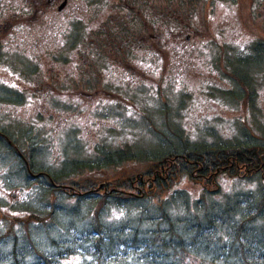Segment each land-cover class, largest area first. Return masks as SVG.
<instances>
[{
	"label": "trees",
	"instance_id": "16d2710c",
	"mask_svg": "<svg viewBox=\"0 0 264 264\" xmlns=\"http://www.w3.org/2000/svg\"><path fill=\"white\" fill-rule=\"evenodd\" d=\"M87 1L90 10L97 7L102 11L108 4V0ZM205 1H185L188 9L181 14L187 22L202 18L194 10L203 8ZM163 5L179 12L175 0H163ZM161 11L163 15L151 14L150 32L136 30L134 19L119 34L88 33L82 26V34L74 36L68 50L75 40L80 45L77 52L87 43L82 67L87 68L83 80L90 84L88 91L97 85H111L109 92L102 91L127 92H122L124 82L117 84L124 72L118 74L114 67L112 54L116 52L108 54L101 49L107 37L120 47L117 59L120 53L121 60L149 74L160 69L159 59L147 60L134 47L140 46L135 44L136 37L154 43L160 35L163 49L172 46L165 35L174 46L182 44L181 28ZM78 19L73 20L72 32ZM214 50L218 62L213 68L227 81L214 93L224 91L233 101L230 105L244 104L250 111L244 126L229 139L218 135L214 125L206 137L199 133L192 136L178 123L180 115L171 127L173 115L167 118L163 108L158 113L161 125L126 132L120 130L122 125L131 123L135 116L118 106L106 116L112 124L99 130L93 144L83 142L76 127L62 130L53 140L31 126L2 125L0 264H62L71 258L77 259V264H264V127L254 112L257 91L264 87L254 85L258 74L264 72V24L262 35L240 54L222 49L217 41ZM205 53L200 50L201 56ZM242 67L248 71L245 77ZM253 69L256 75L248 77ZM75 84L72 78L67 86ZM139 88L155 94L144 85ZM154 98L160 100L158 94ZM26 99L23 91L0 83V104L23 105ZM163 101L161 106L166 105ZM138 117H142L140 112ZM159 127L171 137L158 131ZM114 128L118 131L110 133ZM70 131L74 142L65 147ZM139 137L148 142L138 146ZM56 140L62 148L59 152L53 150ZM217 172L233 179L227 191L206 188L193 195L177 187L185 177L194 183H209L210 175Z\"/></svg>",
	"mask_w": 264,
	"mask_h": 264
},
{
	"label": "rangeland",
	"instance_id": "374dc122",
	"mask_svg": "<svg viewBox=\"0 0 264 264\" xmlns=\"http://www.w3.org/2000/svg\"><path fill=\"white\" fill-rule=\"evenodd\" d=\"M127 1L133 3L132 0ZM150 1L146 3L149 4L152 13L163 15L161 11L163 9L173 20L172 23L181 28L183 42L174 46L172 44L174 41L165 35L167 42L172 45L168 49H163L157 42L150 43L147 38L135 43L150 52L144 55V52L139 50L143 58L161 61L160 69L150 74L121 60L119 53L120 60L117 59L116 65L118 64V74L124 72V76L117 84L124 82L122 92H127L110 91L111 94H108L101 88L109 92L111 85H97L92 91L87 90L90 84L83 80L87 77V68L82 67V61L86 62L82 57L88 48L83 47L82 51L77 52L80 45L75 40L74 47L68 50V43L71 44L76 34H82V26H85L89 33L98 29L108 18L115 22L120 21L124 13L118 14L117 5L129 6L124 0H110L117 8L111 4L102 11L97 10V7L90 10V2L87 0H76L81 12L77 15L80 20L75 21L76 29L73 32L71 29L74 19L62 15L56 20L49 13H44L45 6L41 7L38 3L35 7L33 0H0V55H3L0 59L3 62L0 65V83L15 91H23L28 98L23 105L0 104V128L2 125L13 124L24 129L31 126L55 140L62 130L76 127L80 139L93 144L100 136L99 130L112 124L106 116H110L118 106H121L122 109H129L135 116L131 123L122 125L120 130L126 132L149 130L150 125L154 128L161 125L158 113L163 112L161 110L163 108L167 118L171 113L173 115L170 119L171 127L176 126L175 116L180 115L178 123H181L185 127V132L192 136L199 133L206 137L213 125L216 133L223 139L235 135L244 126L243 121L250 117V111L244 104L237 107L230 105L233 101L228 93L224 91L214 93L218 87L224 88L227 83L222 80L219 70L213 68L218 62L215 61L217 54L214 47L217 41L222 49L223 47L225 50L232 49L238 54L249 49L253 40L262 35L264 0H206L203 8L194 10V13L200 14L202 18L194 19L192 22H187L186 17L181 14L182 10L188 9L189 4H186L188 0H175L179 12H171L170 7L163 5V0ZM135 4L139 6L143 2ZM20 8H27L22 10L27 12L26 14L31 15L33 10L36 14L30 17L25 14L20 16L19 13L16 14L21 11ZM140 8L143 7H138ZM146 29L149 30L150 27L147 26ZM252 30L258 36H255ZM63 35L68 36L63 38ZM94 39L97 41L95 37ZM113 50L107 46L108 54L113 53ZM200 50L207 53L201 56ZM66 59L68 60L64 61ZM218 65L220 69V63ZM246 73L248 71L242 67L243 77ZM174 74L177 77H174ZM255 75L256 69H253L248 77ZM72 78L76 84L74 87H68ZM262 78L264 72L259 73L254 81L256 88L264 86ZM94 83L91 87H94ZM141 85L155 92L154 96L158 94L160 100L153 99V95L139 88ZM257 93L254 112L264 127V87L258 89ZM164 99L166 105L161 106L160 103L164 102ZM139 112L142 117H138ZM115 128L110 130V133L118 131ZM160 130L166 134V131L159 127L158 131ZM136 141L138 146L148 142L143 137L137 138ZM56 142L53 145L56 149L53 150L59 152L62 148H59L57 140ZM64 142L65 147L73 145V131L66 135ZM130 168L138 172L144 170L140 166H127L126 169ZM245 172L241 170V173ZM1 174L3 171L0 170ZM231 182L233 179L229 178L228 174L217 172L210 175L209 183L205 184V181L194 183L192 179L185 177L177 187L195 195L206 188L210 191L221 187L223 191H227ZM5 196L10 199L8 193ZM62 264H77V259L71 258Z\"/></svg>",
	"mask_w": 264,
	"mask_h": 264
},
{
	"label": "flooded vegetation",
	"instance_id": "af4514ba",
	"mask_svg": "<svg viewBox=\"0 0 264 264\" xmlns=\"http://www.w3.org/2000/svg\"><path fill=\"white\" fill-rule=\"evenodd\" d=\"M124 1L126 2L127 5H129L133 9H130L129 6L125 7L124 4L117 5L119 8L118 9L117 7H115V5L113 3L110 2V0H108L107 7L112 4L113 7L117 8L119 15L122 12L124 14L121 15L120 21H116V22L112 18H108L107 20H105L100 25V27L98 29L92 31V33L98 32L100 35H105L106 33H108V34H110V33L119 34V32H121L123 30V28L127 27L129 25L130 21H132L133 19L137 23L136 24V28H137L136 30L141 31V32L142 31L150 32L151 29H149V30L146 29L147 26L148 27L150 26L149 25L150 21H151L150 16L152 14V12H150L149 4L147 5V3H146V1H148V0H132L133 3L128 2L127 0H124ZM140 1L143 2L142 5L138 6L135 4V3H139ZM33 2L35 4V7L38 3L40 4L41 7L45 6L46 9H44V13H49L56 20H58L60 17H62V15H66L67 18H70V19H76V17H78L77 15L80 14V12H81L79 6L76 5L77 4L76 0H33ZM25 3H27V2H25ZM27 5H28V3H27ZM140 6H142L143 8L138 9V7H140ZM20 9H21L20 12H16V14L19 13L20 16H24V14H25V15H28L27 17H30L31 15L35 16V14H36L35 10H33L31 12V15H29L30 13L26 14L27 12H25V11L22 12V10H26L27 8H24V9L20 8ZM153 14H156V13H153ZM118 20H119V18H118ZM18 27L20 28V25ZM151 36L152 35L149 34V37H151ZM178 36H181V34H178ZM143 39H146V38L145 37H138V38L136 37L135 43H140L139 40H143ZM160 39H161V35H160ZM160 39L158 41L156 40V42L158 44H160ZM89 42H94V40L89 39ZM149 42L151 43L152 40H150ZM85 46L88 47L86 42H85ZM107 46H108V48L114 49L112 52H117V50H120V47H118V44L116 42H114V40H112L109 37H107V39H106V45H104V47L101 46V49L102 50L104 49L107 51ZM160 47H162L161 44H160ZM134 49L135 50L138 49V50H142L143 52H147L145 49L141 48V45L134 47ZM125 50H127V48H125ZM112 56H113L112 59L115 60L114 61V67L116 69H118V67L116 65L117 55L112 54Z\"/></svg>",
	"mask_w": 264,
	"mask_h": 264
}]
</instances>
